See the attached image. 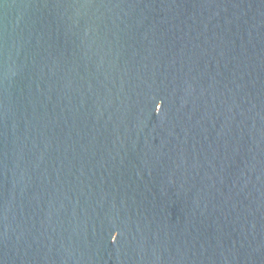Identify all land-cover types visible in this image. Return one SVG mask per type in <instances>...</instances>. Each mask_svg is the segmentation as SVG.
Returning <instances> with one entry per match:
<instances>
[{
  "label": "water",
  "instance_id": "obj_1",
  "mask_svg": "<svg viewBox=\"0 0 264 264\" xmlns=\"http://www.w3.org/2000/svg\"><path fill=\"white\" fill-rule=\"evenodd\" d=\"M0 264H264V0H0Z\"/></svg>",
  "mask_w": 264,
  "mask_h": 264
}]
</instances>
